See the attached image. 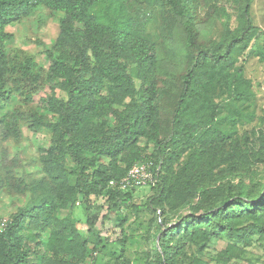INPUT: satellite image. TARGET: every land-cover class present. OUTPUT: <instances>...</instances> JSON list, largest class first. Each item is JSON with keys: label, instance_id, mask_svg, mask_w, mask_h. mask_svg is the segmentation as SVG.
<instances>
[{"label": "trees", "instance_id": "1", "mask_svg": "<svg viewBox=\"0 0 264 264\" xmlns=\"http://www.w3.org/2000/svg\"><path fill=\"white\" fill-rule=\"evenodd\" d=\"M253 1H240V21L233 26L230 13L216 0H0V142L19 141L24 123L33 130L44 127L53 141L40 158L39 171L22 176L0 151V190L32 196L31 205L0 233V264H82L102 250L105 243L91 217V198L106 195L110 211L137 207L131 202L136 187L121 189L110 182L140 162L151 164V203L156 214L162 212L153 240L156 260L148 264H205L198 258L180 259L187 243L203 250L212 239L264 237V182L259 188L229 186L218 195L209 189L211 181L237 173L248 156L264 159L238 138H230V148L224 150L228 138L210 126L217 106L209 91L217 81L224 92L237 87L244 93L242 71L235 63L259 31L252 23ZM204 3L219 15L224 32L220 42L196 54V23ZM157 7L166 12L165 25L183 29L190 49L173 127L164 138L158 123V52L147 35ZM45 9L60 18L59 34L44 50L48 67L32 54L10 56L7 47L14 34L7 27ZM259 53L264 59V45ZM47 88L40 107L28 113L10 107L17 93L31 103ZM142 137L154 142L153 152L138 145ZM211 138L219 141L217 146ZM186 153V161L175 169ZM219 155L227 167L217 161ZM197 194L201 206L177 215ZM79 199L87 205L92 248L71 213ZM63 211L66 215L60 216ZM175 217L180 222L169 227ZM30 243H46V248L33 259Z\"/></svg>", "mask_w": 264, "mask_h": 264}, {"label": "rangeland", "instance_id": "2", "mask_svg": "<svg viewBox=\"0 0 264 264\" xmlns=\"http://www.w3.org/2000/svg\"><path fill=\"white\" fill-rule=\"evenodd\" d=\"M216 1L218 6L227 9L231 15L232 25L236 26L240 21L241 0ZM206 4L199 8V18L196 23L199 30L198 46L194 49L196 54L220 42L224 32L221 18ZM165 14L164 9L157 7L155 16L147 28V35L156 44L158 52V123L161 138L168 136L172 130L183 85L182 76L190 63V49L185 45L183 29L175 23L165 25ZM251 17L253 25L258 27L259 31L252 37L249 49L239 55L235 63L242 71L244 93L237 87L231 94L224 92L221 83L217 81L216 87L209 91L212 103L217 106L216 121L210 126L213 131H219L221 135L228 138L223 146L224 150L230 148L228 145L230 138H238L245 147L247 143L254 147L257 154L264 157V59L259 53L264 45V0L253 1ZM59 21V15H51L49 10L45 9L8 26L7 30L14 34L13 40L8 42L7 47L10 56L32 54L39 63L48 67L49 59L45 56L44 50L58 36ZM230 70L233 71V69ZM137 85H139L138 81ZM48 94V88L41 90L33 96L30 103L26 102L24 95L17 93L10 107L20 108L28 113L31 109L40 107L41 98ZM112 121L113 118L110 117V122ZM21 130L22 137L19 141L8 139L0 142V151H5V163L12 164L13 172L18 176L33 170L39 171L40 158L53 144L50 132L44 127L33 130L24 123ZM210 140L211 145L217 146L219 143L216 138ZM138 145L146 153L153 152L155 148L154 142L148 137L140 138ZM187 155L188 153L180 158L174 165L175 169L183 165ZM217 161L221 166L227 167L222 160V155L218 156ZM120 165L125 166L122 162ZM261 182H264V159L259 161L258 157L248 156L241 161L237 173L211 181L209 189L213 194L218 195L229 186L236 188L239 185H245L250 188H259ZM154 194L155 191L150 185L136 187L131 202L137 207L120 206L113 211L108 209L106 195L92 196L91 217L105 246L102 250L93 252L82 264H91L94 261L95 264H148L155 261L153 240L159 231L156 221L160 220L162 212L158 210L156 214L153 209L151 202ZM31 202L30 192L13 194L0 190V216L11 220L19 210L30 206ZM201 203L200 195L197 194L192 203L184 206L177 215L186 214L192 207L201 206ZM86 206V202L79 199L71 213L83 237L90 239L92 248L94 237L89 231ZM66 212H61L60 216H65ZM121 216H126L127 219L120 222ZM177 220V217L172 219L169 227L180 222ZM123 238H126V242L122 244ZM30 246L31 258L35 259L38 254L44 252L46 243L41 247L35 246L34 243H30ZM195 258L205 264H264V237L262 234L254 233L244 239L241 237L212 239L203 250L197 244L187 243L180 259L188 262Z\"/></svg>", "mask_w": 264, "mask_h": 264}, {"label": "built area", "instance_id": "3", "mask_svg": "<svg viewBox=\"0 0 264 264\" xmlns=\"http://www.w3.org/2000/svg\"><path fill=\"white\" fill-rule=\"evenodd\" d=\"M150 166L149 163H136L125 176L119 180H112L110 184L121 189L150 185L153 182V172ZM10 222V219L0 216V233L6 230Z\"/></svg>", "mask_w": 264, "mask_h": 264}]
</instances>
